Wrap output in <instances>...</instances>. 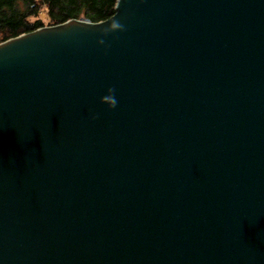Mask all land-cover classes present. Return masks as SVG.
I'll return each mask as SVG.
<instances>
[{
    "label": "water",
    "instance_id": "1",
    "mask_svg": "<svg viewBox=\"0 0 264 264\" xmlns=\"http://www.w3.org/2000/svg\"><path fill=\"white\" fill-rule=\"evenodd\" d=\"M0 264H264V0L1 41Z\"/></svg>",
    "mask_w": 264,
    "mask_h": 264
},
{
    "label": "trees",
    "instance_id": "2",
    "mask_svg": "<svg viewBox=\"0 0 264 264\" xmlns=\"http://www.w3.org/2000/svg\"><path fill=\"white\" fill-rule=\"evenodd\" d=\"M115 0H0V42L44 25L76 18L97 22L111 16Z\"/></svg>",
    "mask_w": 264,
    "mask_h": 264
},
{
    "label": "clouds",
    "instance_id": "3",
    "mask_svg": "<svg viewBox=\"0 0 264 264\" xmlns=\"http://www.w3.org/2000/svg\"><path fill=\"white\" fill-rule=\"evenodd\" d=\"M116 27L120 28L121 26L120 25H116ZM98 43H103V41H98ZM114 89L112 88H109L107 90V94L102 96L100 98V103L102 104H106L108 106V108H114L117 104V101L116 99L114 98ZM93 119H95V117H93Z\"/></svg>",
    "mask_w": 264,
    "mask_h": 264
},
{
    "label": "rangeland",
    "instance_id": "4",
    "mask_svg": "<svg viewBox=\"0 0 264 264\" xmlns=\"http://www.w3.org/2000/svg\"><path fill=\"white\" fill-rule=\"evenodd\" d=\"M43 20H44V25L43 26H46L47 27V25H49L48 22H47V20L45 18Z\"/></svg>",
    "mask_w": 264,
    "mask_h": 264
}]
</instances>
